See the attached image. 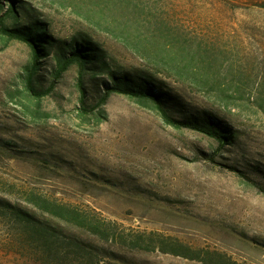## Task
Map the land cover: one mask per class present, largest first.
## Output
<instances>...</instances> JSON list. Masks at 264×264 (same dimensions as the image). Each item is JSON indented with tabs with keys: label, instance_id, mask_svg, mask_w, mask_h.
Returning <instances> with one entry per match:
<instances>
[{
	"label": "rangeland",
	"instance_id": "obj_1",
	"mask_svg": "<svg viewBox=\"0 0 264 264\" xmlns=\"http://www.w3.org/2000/svg\"><path fill=\"white\" fill-rule=\"evenodd\" d=\"M22 1L23 21L37 19L60 42L91 41L107 70L154 80L175 118L213 121L231 137L220 146L118 93L97 105L108 73L90 63L80 85L72 63L56 77L50 49L37 96L23 85L31 48L0 37V200L34 190L93 208L131 235L264 264V0ZM176 66L200 69L206 84L170 75ZM9 238L0 218V264H35ZM105 248L99 264H204L158 248Z\"/></svg>",
	"mask_w": 264,
	"mask_h": 264
},
{
	"label": "trees",
	"instance_id": "obj_2",
	"mask_svg": "<svg viewBox=\"0 0 264 264\" xmlns=\"http://www.w3.org/2000/svg\"><path fill=\"white\" fill-rule=\"evenodd\" d=\"M19 4L24 11H28L22 0H0V37L3 40L6 38L22 41L31 48L32 62L23 80L28 92L42 95L41 89L35 90L33 82L40 58L50 49L57 65L54 71L56 77L72 63H77L80 85L83 71L90 63L98 67L96 73H108L112 82L103 80L105 90L97 105L105 103L113 93L122 94L155 109L165 123L175 128L195 130L215 138L220 146L229 141L231 136L213 121L175 118L170 112L169 95L154 80L134 72L107 70L105 59L91 41L81 38L73 42H60L44 32V23L37 19L28 17L23 21L18 10ZM143 59L150 61L149 57ZM168 61L173 62V59ZM200 72V69L188 66H176L168 71L177 79L206 84L207 81ZM80 91L83 101L82 87ZM262 191L264 192V188ZM0 218L9 227L8 243L13 252L35 264H99L105 257L107 243L130 249L158 248L162 252L198 259L204 264H240L218 252L204 251V256L201 257L198 250L174 238L165 239L153 236V233L131 235L130 232H124L116 221L102 216L93 208L61 203L34 190L26 191L18 203L8 198L1 199Z\"/></svg>",
	"mask_w": 264,
	"mask_h": 264
}]
</instances>
